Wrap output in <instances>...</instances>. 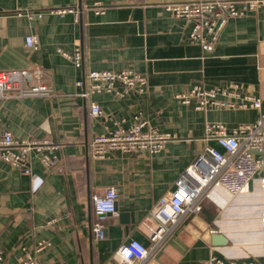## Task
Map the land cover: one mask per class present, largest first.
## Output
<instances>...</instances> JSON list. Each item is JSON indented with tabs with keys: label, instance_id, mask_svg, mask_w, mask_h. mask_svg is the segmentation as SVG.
I'll use <instances>...</instances> for the list:
<instances>
[{
	"label": "crops",
	"instance_id": "obj_1",
	"mask_svg": "<svg viewBox=\"0 0 264 264\" xmlns=\"http://www.w3.org/2000/svg\"><path fill=\"white\" fill-rule=\"evenodd\" d=\"M180 1L203 0H0V71H34L38 76L30 84L50 90L46 96L0 97V132L40 145L28 163L40 181L36 188L19 168L0 160L1 264H20L22 248L32 252L39 240L49 242L35 253L40 264H119L116 249L131 239L148 249L142 264H202L211 254L264 264L263 169L234 195L221 185L210 188L200 211L180 218L157 245L141 226L152 225L149 211L168 198L205 147L222 151L205 136V122H220L231 131L259 113L248 107L197 111L194 101L181 104L175 94L199 83L206 88L235 83L264 108V9L227 20L213 50L204 52L186 39L190 23L163 7ZM96 7L103 13H95ZM61 8L74 9L78 20L70 12H48ZM29 34L36 36V49L24 44ZM75 46L81 48L79 69L59 53ZM122 69L141 73L145 92L79 96L86 84L75 83L86 72ZM90 103L99 105L98 116L89 114ZM137 114L146 121L144 130L173 135L160 152L90 157L94 136L109 132L115 122L129 126ZM42 156L53 159L54 167H44ZM109 187L117 193L116 210L102 220L99 240L90 230L88 199ZM214 234L225 242L212 244Z\"/></svg>",
	"mask_w": 264,
	"mask_h": 264
},
{
	"label": "built area",
	"instance_id": "obj_2",
	"mask_svg": "<svg viewBox=\"0 0 264 264\" xmlns=\"http://www.w3.org/2000/svg\"><path fill=\"white\" fill-rule=\"evenodd\" d=\"M173 18L183 19L190 23V30L186 35L189 42L196 43L204 52H211L227 20L244 17L248 13L264 9V0H203L166 2L163 4ZM52 14L61 16L65 12L73 13L74 21L78 20V13L71 8L50 9ZM95 13H103L101 7L94 9ZM29 18L36 15L27 14ZM38 17L41 15L38 14ZM27 47L36 49L37 39L33 34L24 38ZM70 61L74 68L79 69L82 63L81 48L75 46L71 53L59 52ZM38 74L34 71L11 70L0 71V97L4 93H14L19 97L46 96L50 90L43 85H31L30 81ZM86 86L79 96L86 98L91 94L106 93L112 97L121 98L125 91L143 93L146 90V79L136 71L122 69L117 71L91 70L79 79L76 86ZM175 98L182 104L194 101L197 111L253 108L258 110V116L251 123H241L228 131L220 122H205L203 125L206 137L213 139L222 151L205 147L203 153L197 156L193 164L187 166L175 181L174 189L168 198L162 197L156 206L149 211L152 225L141 223L149 242L157 245L169 235V231L180 218L200 211L202 200L210 188L221 185L230 194L242 190L259 169L264 171V108H261L259 98L239 92L238 86L233 83L228 87H203L200 83L194 84L187 91L175 94ZM239 98V101L229 99ZM101 113L96 103H90L89 114L98 116ZM146 121L140 114L132 117V123L122 127L119 122L107 133L98 134L89 143V155L92 159H99L119 151L124 154L144 152L148 155L160 152L166 140L173 137L166 132H158L153 128L143 129ZM37 142L24 143L16 140L7 130L0 132V160L11 167L19 168L30 180L36 175L30 171V159L37 157L40 151ZM44 167L53 168L54 160L47 156L39 157ZM203 165L199 169V163ZM40 181H35V188ZM117 193L113 187L107 188L100 195L89 197L94 220L90 230L101 240L104 237L102 220L107 214L114 212ZM49 242L39 240L30 252L22 248L20 264H40L35 253H39ZM119 264H142L148 256L146 249L138 240H129L118 246L115 252ZM3 253L0 248V264ZM202 264H238L234 259L218 258L209 255ZM244 264H259L251 260Z\"/></svg>",
	"mask_w": 264,
	"mask_h": 264
},
{
	"label": "water",
	"instance_id": "obj_3",
	"mask_svg": "<svg viewBox=\"0 0 264 264\" xmlns=\"http://www.w3.org/2000/svg\"><path fill=\"white\" fill-rule=\"evenodd\" d=\"M114 210H116V204L114 206ZM211 239H212V244H215V245H220V244H223L225 242L224 237L221 234L220 235L214 234V235H212Z\"/></svg>",
	"mask_w": 264,
	"mask_h": 264
}]
</instances>
